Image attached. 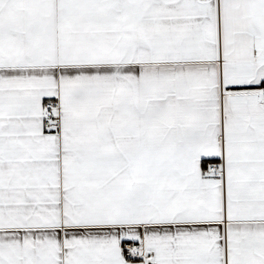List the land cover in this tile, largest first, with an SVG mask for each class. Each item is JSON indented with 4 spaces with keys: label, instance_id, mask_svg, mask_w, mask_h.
I'll return each instance as SVG.
<instances>
[{
    "label": "snow or ice",
    "instance_id": "snow-or-ice-1",
    "mask_svg": "<svg viewBox=\"0 0 264 264\" xmlns=\"http://www.w3.org/2000/svg\"><path fill=\"white\" fill-rule=\"evenodd\" d=\"M0 264H264V0H0Z\"/></svg>",
    "mask_w": 264,
    "mask_h": 264
}]
</instances>
